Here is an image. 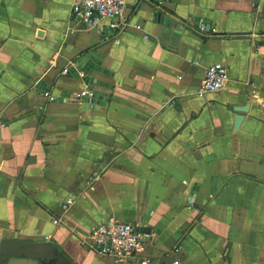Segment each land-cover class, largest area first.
<instances>
[{
  "label": "crops",
  "instance_id": "1",
  "mask_svg": "<svg viewBox=\"0 0 264 264\" xmlns=\"http://www.w3.org/2000/svg\"><path fill=\"white\" fill-rule=\"evenodd\" d=\"M72 4L0 0V242L140 264L89 247L113 217L154 230L148 264H264V0H126L120 33Z\"/></svg>",
  "mask_w": 264,
  "mask_h": 264
},
{
  "label": "built area",
  "instance_id": "2",
  "mask_svg": "<svg viewBox=\"0 0 264 264\" xmlns=\"http://www.w3.org/2000/svg\"><path fill=\"white\" fill-rule=\"evenodd\" d=\"M125 6L126 0H73L72 11L75 17L87 27H98L106 23L112 32L120 33L127 26ZM76 64L77 62H70L62 69V73L68 74L70 67ZM80 73L85 76L84 71ZM229 80L228 68L221 62H215L207 68L201 80L200 90L205 93L224 89ZM44 94L50 96L48 90H45ZM94 94V90L87 87L82 91H77L75 97L91 102ZM50 98L54 97L50 96ZM99 179L100 175H97L88 180L87 184L90 185ZM67 203L71 204L72 200L68 198ZM155 237L154 230L143 223L123 222L110 217L92 228L88 245L98 254L110 256L116 262L148 264L144 252L146 245ZM175 250L177 251L178 248ZM175 264H179V261H175Z\"/></svg>",
  "mask_w": 264,
  "mask_h": 264
},
{
  "label": "water",
  "instance_id": "3",
  "mask_svg": "<svg viewBox=\"0 0 264 264\" xmlns=\"http://www.w3.org/2000/svg\"><path fill=\"white\" fill-rule=\"evenodd\" d=\"M78 68L84 69L85 79L91 78L96 65L92 59L85 62L78 60ZM96 82L98 80H95ZM100 84V81H98ZM239 112L247 111L248 106H237ZM243 114L236 115V128L243 119ZM0 264H75L54 242L31 241L3 238L0 242Z\"/></svg>",
  "mask_w": 264,
  "mask_h": 264
}]
</instances>
